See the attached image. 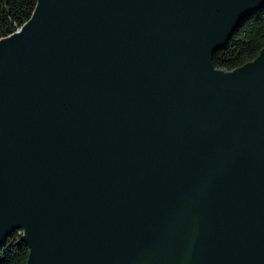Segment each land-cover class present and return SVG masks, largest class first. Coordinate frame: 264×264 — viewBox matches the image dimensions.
<instances>
[{
  "label": "water",
  "instance_id": "1",
  "mask_svg": "<svg viewBox=\"0 0 264 264\" xmlns=\"http://www.w3.org/2000/svg\"><path fill=\"white\" fill-rule=\"evenodd\" d=\"M264 0H36L0 40V246L26 264H264Z\"/></svg>",
  "mask_w": 264,
  "mask_h": 264
},
{
  "label": "trees",
  "instance_id": "2",
  "mask_svg": "<svg viewBox=\"0 0 264 264\" xmlns=\"http://www.w3.org/2000/svg\"><path fill=\"white\" fill-rule=\"evenodd\" d=\"M36 0H0V40L15 33L31 17ZM264 48V6L233 32L227 46L213 55L218 70L232 71L254 60ZM13 232L0 246V264H26L28 248Z\"/></svg>",
  "mask_w": 264,
  "mask_h": 264
}]
</instances>
